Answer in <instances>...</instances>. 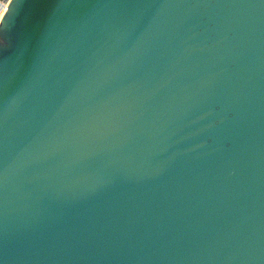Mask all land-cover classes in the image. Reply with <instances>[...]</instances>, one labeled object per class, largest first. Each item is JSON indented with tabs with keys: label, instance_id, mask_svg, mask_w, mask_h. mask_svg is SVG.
<instances>
[{
	"label": "water",
	"instance_id": "95a60500",
	"mask_svg": "<svg viewBox=\"0 0 264 264\" xmlns=\"http://www.w3.org/2000/svg\"><path fill=\"white\" fill-rule=\"evenodd\" d=\"M0 264H264V0H0Z\"/></svg>",
	"mask_w": 264,
	"mask_h": 264
},
{
	"label": "bare ground",
	"instance_id": "6f19581e",
	"mask_svg": "<svg viewBox=\"0 0 264 264\" xmlns=\"http://www.w3.org/2000/svg\"><path fill=\"white\" fill-rule=\"evenodd\" d=\"M3 13V11L1 12V14Z\"/></svg>",
	"mask_w": 264,
	"mask_h": 264
},
{
	"label": "snow or ice",
	"instance_id": "6c2138e0",
	"mask_svg": "<svg viewBox=\"0 0 264 264\" xmlns=\"http://www.w3.org/2000/svg\"><path fill=\"white\" fill-rule=\"evenodd\" d=\"M0 19H2V17H0Z\"/></svg>",
	"mask_w": 264,
	"mask_h": 264
},
{
	"label": "built area",
	"instance_id": "2783aa9c",
	"mask_svg": "<svg viewBox=\"0 0 264 264\" xmlns=\"http://www.w3.org/2000/svg\"><path fill=\"white\" fill-rule=\"evenodd\" d=\"M0 15H1V12H0Z\"/></svg>",
	"mask_w": 264,
	"mask_h": 264
}]
</instances>
